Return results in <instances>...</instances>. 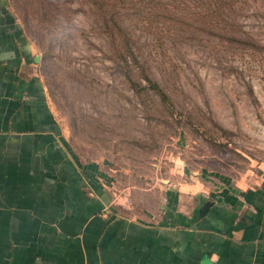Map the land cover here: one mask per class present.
Returning a JSON list of instances; mask_svg holds the SVG:
<instances>
[{
    "label": "rangeland",
    "instance_id": "rangeland-1",
    "mask_svg": "<svg viewBox=\"0 0 264 264\" xmlns=\"http://www.w3.org/2000/svg\"><path fill=\"white\" fill-rule=\"evenodd\" d=\"M103 8L168 103L128 85ZM0 13L2 41L29 49L71 151L107 170L118 202L152 208L191 170L264 184V0H0Z\"/></svg>",
    "mask_w": 264,
    "mask_h": 264
},
{
    "label": "crops",
    "instance_id": "crops-1",
    "mask_svg": "<svg viewBox=\"0 0 264 264\" xmlns=\"http://www.w3.org/2000/svg\"><path fill=\"white\" fill-rule=\"evenodd\" d=\"M10 33L0 24V264H264V184L191 170L152 208L118 202L107 170L71 151Z\"/></svg>",
    "mask_w": 264,
    "mask_h": 264
},
{
    "label": "trees",
    "instance_id": "trees-1",
    "mask_svg": "<svg viewBox=\"0 0 264 264\" xmlns=\"http://www.w3.org/2000/svg\"><path fill=\"white\" fill-rule=\"evenodd\" d=\"M100 17L113 52L109 56L111 58L116 55L128 85L136 92L152 90L158 94L161 101L168 103L170 101L168 94L157 84L147 59L124 22L110 9L103 8ZM5 20L4 15L0 17L2 26ZM132 74L143 78L145 84H142L137 77L133 78Z\"/></svg>",
    "mask_w": 264,
    "mask_h": 264
},
{
    "label": "water",
    "instance_id": "water-1",
    "mask_svg": "<svg viewBox=\"0 0 264 264\" xmlns=\"http://www.w3.org/2000/svg\"><path fill=\"white\" fill-rule=\"evenodd\" d=\"M33 59L35 60V56L33 57ZM69 167V166H67ZM71 171L74 172V169L69 167ZM73 221H69V220H61L59 227L64 230L67 233H73Z\"/></svg>",
    "mask_w": 264,
    "mask_h": 264
}]
</instances>
